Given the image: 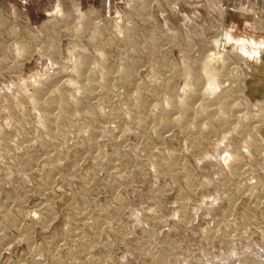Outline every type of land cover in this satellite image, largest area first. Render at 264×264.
Listing matches in <instances>:
<instances>
[{"label":"rangeland","instance_id":"obj_1","mask_svg":"<svg viewBox=\"0 0 264 264\" xmlns=\"http://www.w3.org/2000/svg\"><path fill=\"white\" fill-rule=\"evenodd\" d=\"M0 0V264H264V0Z\"/></svg>","mask_w":264,"mask_h":264},{"label":"crops","instance_id":"obj_2","mask_svg":"<svg viewBox=\"0 0 264 264\" xmlns=\"http://www.w3.org/2000/svg\"><path fill=\"white\" fill-rule=\"evenodd\" d=\"M23 1V0H22ZM34 1H36V0H28L26 3L27 4H30V3H33Z\"/></svg>","mask_w":264,"mask_h":264}]
</instances>
